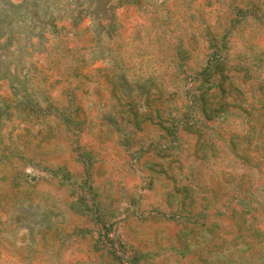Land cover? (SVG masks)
Here are the masks:
<instances>
[{
    "label": "rangeland",
    "instance_id": "obj_1",
    "mask_svg": "<svg viewBox=\"0 0 264 264\" xmlns=\"http://www.w3.org/2000/svg\"><path fill=\"white\" fill-rule=\"evenodd\" d=\"M0 264H264V0H0Z\"/></svg>",
    "mask_w": 264,
    "mask_h": 264
}]
</instances>
